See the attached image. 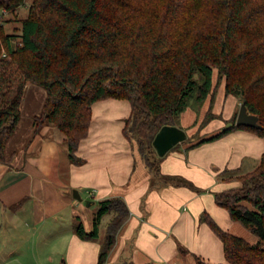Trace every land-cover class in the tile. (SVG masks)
Listing matches in <instances>:
<instances>
[{"label": "trees", "instance_id": "16d2710c", "mask_svg": "<svg viewBox=\"0 0 264 264\" xmlns=\"http://www.w3.org/2000/svg\"><path fill=\"white\" fill-rule=\"evenodd\" d=\"M24 2L0 0V9L14 12ZM17 30L7 32L0 20V162L27 82L46 90L33 132L44 123L57 127L75 163L93 102L128 99L131 112L123 132L136 143L153 183L196 188L180 175L160 174L152 140L162 125H177L188 106L213 97L214 70L223 76L226 94L239 96L261 127L237 125L235 113L232 124L191 146L236 128L264 136V0H30ZM214 116L208 111L201 124ZM235 178L240 186L216 192L215 202L257 240L227 232L208 213L200 220L221 239L227 264H264V154L254 170ZM108 211L115 214L96 264L107 259L129 215L126 204L118 198L100 201L92 229L81 221L75 226L80 238L93 239Z\"/></svg>", "mask_w": 264, "mask_h": 264}, {"label": "crops", "instance_id": "0c3cea01", "mask_svg": "<svg viewBox=\"0 0 264 264\" xmlns=\"http://www.w3.org/2000/svg\"><path fill=\"white\" fill-rule=\"evenodd\" d=\"M216 90L200 106L180 113L176 126L187 137L159 156L160 174L180 175L196 187L190 188L153 183L136 143L123 132L131 112L128 99L93 102L88 133L75 152L80 162H73L57 127L44 123L33 132V117L42 110L46 90L27 82L17 126L0 162V264H96L115 213L101 216L93 239L80 238L75 226L81 221L91 230L100 201L112 198L123 200L129 215L104 264H197L196 257L227 264L221 239L200 220L204 213L222 229L254 243L257 237L234 221L214 194L240 186L235 177L256 168L264 154V136L236 128L191 146L219 129L201 125L208 111L217 115L221 108ZM220 90L230 119L240 98L226 94L225 81Z\"/></svg>", "mask_w": 264, "mask_h": 264}, {"label": "water", "instance_id": "95a60500", "mask_svg": "<svg viewBox=\"0 0 264 264\" xmlns=\"http://www.w3.org/2000/svg\"><path fill=\"white\" fill-rule=\"evenodd\" d=\"M258 116L248 111L247 106L244 102H241L237 112L235 123L237 125L249 126L259 128L261 127L258 122ZM187 134L184 129L176 125L165 124L162 125L156 132L152 145L158 156H163L169 149L176 144L184 141ZM73 196L81 200V196L77 190H73ZM86 204L89 205V200H86Z\"/></svg>", "mask_w": 264, "mask_h": 264}, {"label": "rangeland", "instance_id": "374dc122", "mask_svg": "<svg viewBox=\"0 0 264 264\" xmlns=\"http://www.w3.org/2000/svg\"><path fill=\"white\" fill-rule=\"evenodd\" d=\"M29 3H30V0H25L24 4L21 5L14 12L6 11L2 8L0 9V20L3 22V26L7 32H12V33L18 32L17 29H19V27H20V20L27 15ZM213 82L215 83V86L217 88V90L215 92V97L217 98L216 104L217 105L221 104V108L219 109V112L217 113V115H215L214 117H212L207 122H205L201 125H203V127H204L209 123V126L211 125V128L213 126H217L216 128H219L218 130H220L221 128L228 126V125L233 123L232 117L235 113L237 116L239 106L236 105V107L233 109V111L235 113H233V115L230 117V119L226 118L225 113L228 109V106L226 105L225 102L223 103V101H222L223 94H221V90H220L224 86V78H223V76H219V74H217V70H214V72H213ZM240 103H241V100H240ZM206 128H208V127H206ZM214 129H215V127L212 130H214ZM1 238H2V235H0V240H1Z\"/></svg>", "mask_w": 264, "mask_h": 264}]
</instances>
